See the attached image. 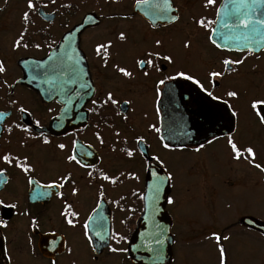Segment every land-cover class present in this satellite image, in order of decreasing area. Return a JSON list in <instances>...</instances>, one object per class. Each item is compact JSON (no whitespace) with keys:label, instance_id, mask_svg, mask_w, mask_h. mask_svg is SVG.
I'll use <instances>...</instances> for the list:
<instances>
[{"label":"flooded vegetation","instance_id":"1","mask_svg":"<svg viewBox=\"0 0 264 264\" xmlns=\"http://www.w3.org/2000/svg\"><path fill=\"white\" fill-rule=\"evenodd\" d=\"M222 1L215 0L213 5L205 7L206 0H168L167 5L160 0L162 15L157 16L152 6L156 0L139 6L136 0H43V10L54 13L55 17L53 21L43 20L46 27L42 31L53 44L45 45L39 57L80 23L84 15L93 14L94 24L85 27L79 35V48L88 70L87 88L83 97L79 95L77 99L79 105L80 100L83 102V117L78 119L82 124L59 135L36 133L32 126L47 127L63 105L46 102L23 86L34 95L31 107L26 106L14 93L18 84L13 86V83L21 75L19 69V76L7 86L0 80V113H7L0 118V156L9 154L22 163L26 156L31 165V171L26 173L15 161L5 164L0 160V169L4 170L0 173V221L6 225L0 226V264H134L126 250L143 210L146 165L150 164L172 175L167 197L172 196L174 203L169 205L167 198L165 202L173 239L172 261L168 264L173 263L175 249L182 243L194 242L199 247L203 242H215L218 246L213 233L220 236L218 247L224 249L225 264H228L224 237L231 230L236 236L256 233L239 220L244 216L264 220V172L243 157L233 159L227 139L231 135L241 150L253 147L254 163L264 167V124L250 107L251 99H264V48L249 53L217 48L208 40L212 33L195 21L201 17L206 21L216 19V9ZM50 3L54 4L51 8ZM24 12L29 13V19L24 21L21 16L22 26L12 47L25 28H32L31 12L28 8L22 15ZM172 16L178 19L173 22ZM120 32L125 33L124 40L119 39ZM157 40L159 46L155 43ZM109 41L105 65L103 51L97 55L95 46ZM185 42L189 45L187 48ZM149 50L159 52L161 57L170 55L171 63L153 58L160 71L141 70L136 60L146 58L145 52ZM225 58L240 59L242 63L231 65L232 71L228 72L222 63ZM113 65L126 68L132 75L123 76ZM212 70L224 75L210 78L208 72ZM143 71L149 75L145 76ZM177 71L193 75L200 83L183 77L158 83L165 76H175ZM178 80L191 83L229 114L227 118L216 117L203 138L189 143L167 142L161 137L162 91ZM228 90L237 91L238 97H228ZM108 92H112L116 104H101ZM93 100L97 105L92 104ZM21 108L27 111H19ZM233 111L236 116L232 115ZM26 119L28 124L24 122ZM34 121H39V125ZM221 126L225 132L216 133ZM157 128L159 132L155 131ZM137 137H143L139 146ZM45 138L48 143H44ZM162 140L169 144L168 148L163 147ZM73 141H76L75 148ZM59 144L65 147L61 149ZM122 149H131L133 156L128 157ZM81 152L90 153L83 157L85 167L67 160L73 153L81 159ZM177 152L188 157L186 178L179 184L182 192H177L173 168ZM153 156L159 160H152ZM101 173L114 182L103 180ZM63 176L70 178L62 181ZM52 182L62 186H52ZM73 187L78 190L75 195ZM57 192L62 195H56ZM182 202L186 209L179 212ZM72 212L78 215L73 217ZM67 219H72L73 224L69 225ZM85 221H88V237L84 235ZM98 232H107L109 237L118 233L119 243L110 238L106 242L124 251H109L95 234Z\"/></svg>","mask_w":264,"mask_h":264},{"label":"water","instance_id":"2","mask_svg":"<svg viewBox=\"0 0 264 264\" xmlns=\"http://www.w3.org/2000/svg\"><path fill=\"white\" fill-rule=\"evenodd\" d=\"M37 12L46 21L53 20L55 16L54 13H45L41 8ZM93 24V14L88 13L83 16L80 23L66 31L45 56L40 58L26 56L17 59L16 65L21 71V76L14 82L13 86L15 84L26 86L37 92L44 101H55L63 105L58 114L51 118L47 127L33 125L32 128L35 132L59 135L82 124L78 119L80 116L83 117V102L80 100L81 104L79 105L77 99L79 95L83 97L87 88H82L81 84H87L88 70L78 44L81 31ZM211 35L217 43L223 45L221 48L236 50L235 44L221 39L218 33ZM65 51L72 55L73 63L78 62L77 67L82 75V78L77 79L75 84L68 86L72 90V94L67 97L61 91L55 73L49 70V66L56 62ZM252 51L258 50L253 47ZM37 65L40 67L37 68ZM77 92L79 93L78 96L75 95ZM159 105L161 109V137L167 142L189 143L197 141L208 133V129L216 117L223 118L225 116L227 118L229 116L227 109L218 105L191 83L182 80L168 84L163 88ZM258 111L261 116H264V105H259ZM24 122L28 124L27 119ZM223 132L225 130L221 126L220 131L216 133ZM153 171L161 177L166 176L165 171L158 165L150 164V167H147L143 210L129 238L126 250L127 256L134 264H167L172 259L171 218L165 209L169 185L168 181L161 184L160 197L158 200H154L151 185L155 183L156 178L152 175ZM239 223L259 232L264 237L263 220L244 216L240 218ZM161 230L160 239L162 243L152 244L149 238ZM154 248L159 251H152Z\"/></svg>","mask_w":264,"mask_h":264},{"label":"snow or ice","instance_id":"3","mask_svg":"<svg viewBox=\"0 0 264 264\" xmlns=\"http://www.w3.org/2000/svg\"><path fill=\"white\" fill-rule=\"evenodd\" d=\"M54 2V0H53ZM149 0H136V5L139 6L143 3H148ZM162 3L164 5H167L168 0H162ZM215 3V0H206L205 7H208L209 5H213ZM67 6V5H65ZM153 8H154V15L161 16L162 11H161V2L160 0H156L155 3H153ZM27 7L29 9H33L35 5L33 4V0H28ZM170 10V9H165V11ZM22 19L24 21H27L29 19V13L24 12L22 15ZM178 17L172 16L171 20L174 22ZM195 23L203 28L209 29L210 33H218L219 37L227 42H231L236 45V50H247L249 53L253 50V47L257 50L264 48V0H223L221 5L217 7L216 9V19L214 20H205V18L201 17L199 20H196ZM218 26V27H216ZM24 33L22 32L20 34V38L17 39L13 47H20L21 46V41L23 40ZM125 33L120 32L119 33V39L124 40ZM208 40L211 41L213 45H215L217 48L223 47L220 43H217L216 39L213 38V35L208 36ZM156 45H160V41L157 40L155 41ZM111 45V41L107 43H99L95 46V51L97 55L103 51L104 53V62L105 65L107 63L108 59V48ZM25 48L28 47L27 44L23 45ZM188 43L185 42L184 47H188ZM252 46V47H250ZM34 47L39 48V44H35ZM145 57L142 59H137L136 64L141 70H144L146 68L152 69L154 68L157 72L160 71L159 65H155L153 63V58H162L166 61H169L171 63L172 57L170 55H165L161 57V54L159 52H154V51H146L145 52ZM73 57L71 54H69L67 51L63 53L60 57H58L57 61L54 62L49 66V70L55 73L56 79L59 82V87L61 91H63L64 95L67 97L72 94V90L68 87L69 85L75 84L77 79H81L82 75L77 67V63H73ZM223 65L225 66V70L230 72L232 71L231 65L236 64L239 65L242 63V60L237 59V60H231L228 58H225L222 61ZM37 68L40 67V65L36 66ZM113 67L116 69L117 72L122 74L125 77H130L132 73L124 67H120L119 65H113ZM5 71L4 65L2 62H0V73H3ZM143 74L145 76L149 75L148 71H143ZM224 75L223 72L219 71H209L208 76L210 78H215L218 76ZM177 77H183L185 80L188 81H193L196 84H199V80H196L193 75L185 73L183 71H177L175 73V76H165L164 79H161L158 81L159 84H164L166 80H174ZM7 86V81L3 82ZM81 87H87V84H81ZM202 87V86H201ZM75 95H79V93H75ZM209 96H212V93H208ZM226 95L228 97H238V92L235 90H228L226 91ZM217 99L219 97H216ZM108 102H111L112 104H116L117 101L113 99V94L112 92H108L106 94L105 100L101 101V104H107ZM11 103H15V101H11ZM125 104L128 103V101H124ZM227 103V101H225ZM93 105H97V101L93 100L92 101ZM258 105H264V99L260 98H253L250 100V107L252 110L256 112V115L260 119V123L264 124V116L260 115V112L257 111V106ZM19 111L24 112L27 111L24 108L19 109ZM51 111V109H49ZM7 115V113H0V118L3 116ZM233 116H236L237 113L235 111L232 112ZM33 123L39 125V121H34ZM16 127H20V125H16ZM151 127V126H150ZM11 131V127L8 129ZM25 131H28V128L24 129ZM155 131L159 132L160 130L157 128ZM97 139H100L99 133L96 134ZM116 135H119V133H116ZM215 139V137H214ZM138 141V146L139 144H142L143 142V137H137ZM44 143H48L47 139H44ZM101 143L103 141L101 140ZM163 143V140H162ZM211 143V141H209ZM227 143L230 146L231 153L233 154V159L239 160L242 157L246 160H248V163L253 164V166L257 169H260V171L264 172V167H261L260 164L254 163V157H255V152L253 147L247 146L243 148L242 150L239 149L236 145V143L233 142L232 136L229 135L227 139ZM73 147L75 148L76 141L72 142ZM59 148L63 149L65 147L64 144H59ZM164 148H168L169 144L163 143ZM201 148L203 145L200 146ZM126 153L128 157L133 156V151L131 149H122ZM199 151V149H197ZM247 153V156L244 154ZM146 154V153H142ZM86 155H90V153L87 152H81L80 157L81 159L77 158V155L75 153L69 154L67 156V160L69 162H75L76 164L80 165L81 167H85L86 165L82 163L83 157ZM249 157H252L253 159H248ZM24 162L22 163L17 157L11 156L9 154H4L3 156H0V160H2L5 164H12L13 161H15V164L17 167L21 168L24 172H29L31 171V165L27 163V157L25 156ZM152 160L158 161L159 157L153 156ZM147 167H150V165H146ZM3 169H0V173H3ZM91 175V173H89ZM152 175L156 178L155 183L151 185V190H152V198L154 200H158L160 197L161 193V184L165 183L168 180L172 179V175L170 173L166 174V176L161 177L157 174V172L153 171ZM70 176H63L61 177L62 181L69 180ZM101 178L103 180H110L112 179L114 182L113 178H110L108 175L101 173ZM31 179H29V183H31ZM52 186L60 187L62 184L57 185L56 182H52ZM77 188L73 187L72 188V193L75 195L77 193ZM56 195L60 196L62 193L57 192ZM100 195H103V192L100 193ZM2 203V201H0ZM167 203L169 205L174 203L173 197L168 196L167 197ZM12 207H15V205H12ZM65 207H69L68 205H65ZM95 211V209L93 210ZM27 215V213H25ZM62 215H65L62 213ZM71 215L74 217L78 215L76 212H72ZM91 219V217H89ZM35 222V221H33ZM67 223L69 225L73 224L72 219H67ZM0 226H6L3 221H0ZM97 236H99V239L101 242H104V246H107L109 251L111 252H118V251H124V249H118V248H113L111 244L106 242V238H110L112 240H116L117 243H119V240L117 239L118 233H112L109 237L108 233L105 232L104 234L101 233H95ZM84 235L88 237L89 232H88V221H85V227H84ZM162 235V230L158 233L152 234V236L149 238L150 242L152 244H160L162 243V240L160 239V236ZM212 236L216 239L218 242L219 246V241H220V236L217 235L216 233H213ZM148 238V237H146ZM224 239H228V237H224ZM89 242L91 243V239H89ZM154 252H158L159 250L154 248L152 249ZM219 264H225V253L224 249L221 247L219 248Z\"/></svg>","mask_w":264,"mask_h":264},{"label":"rangeland","instance_id":"4","mask_svg":"<svg viewBox=\"0 0 264 264\" xmlns=\"http://www.w3.org/2000/svg\"><path fill=\"white\" fill-rule=\"evenodd\" d=\"M27 3L28 0H0V62L3 63L5 68V71L0 73L2 84H4V81H7L8 85L19 76V68L15 63L18 57L24 55L36 58L44 50L41 44L40 48H33L30 51L24 50V48H13L11 46L19 27L22 26L19 24V20L24 9L28 8ZM42 3L43 0H33L34 8L38 6L42 7ZM53 5V3H50L48 6L51 8ZM30 20L33 29L46 27L44 21L33 13L30 14ZM56 23V20L52 23L54 30L56 29ZM14 93L16 97L18 96L24 101L26 106L31 107V101L34 100L33 94L20 85L16 86ZM187 164L188 157L185 153L177 152L173 164L178 186L177 192H182L179 184L186 178L185 168ZM185 209L186 204L182 202L177 211L184 212ZM230 233L229 236H226L228 239H224L226 256L229 258L228 264H264V237L261 234L258 232H246L244 236H236L232 230ZM195 245L194 242H190L189 244L182 243L178 246L175 249L176 257L172 264H218V251L220 247L215 242H203V246L199 247Z\"/></svg>","mask_w":264,"mask_h":264},{"label":"trees","instance_id":"5","mask_svg":"<svg viewBox=\"0 0 264 264\" xmlns=\"http://www.w3.org/2000/svg\"><path fill=\"white\" fill-rule=\"evenodd\" d=\"M29 12L36 15V8H34L33 10H29ZM30 23H32V22H30ZM29 24H27V26H29ZM28 28H30V27H27V29L25 28L23 30L24 36H23V40L21 41L20 47L25 48L23 46L24 44L28 45V47L25 49H28V48L38 49L37 47H34L35 44H39V45L41 44V45H43L44 48H45V45H47V44H49V46H52L53 41L51 39L46 40V37L42 31L43 27L34 28V29L31 28V30H28ZM27 34H29V35H27ZM19 38H20V36L18 37V39Z\"/></svg>","mask_w":264,"mask_h":264}]
</instances>
